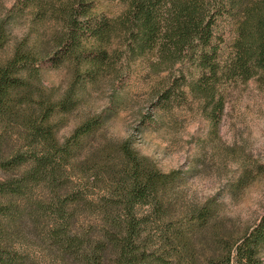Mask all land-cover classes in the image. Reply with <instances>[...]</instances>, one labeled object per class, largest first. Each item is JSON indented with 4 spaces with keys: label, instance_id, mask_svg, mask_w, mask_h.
I'll use <instances>...</instances> for the list:
<instances>
[{
    "label": "trees",
    "instance_id": "trees-1",
    "mask_svg": "<svg viewBox=\"0 0 264 264\" xmlns=\"http://www.w3.org/2000/svg\"><path fill=\"white\" fill-rule=\"evenodd\" d=\"M116 1L125 10L114 18L91 0H13L0 16V264H35L18 248L31 238L58 264H192L197 251L203 264H263L264 219L238 234L216 223L212 200L185 204L183 172H161L132 138H108L103 115L60 132L88 85L137 60L169 74L160 104L184 87L216 126L227 84L264 82V0ZM21 17L29 30L7 55ZM61 66L72 81L56 97L43 71Z\"/></svg>",
    "mask_w": 264,
    "mask_h": 264
},
{
    "label": "rangeland",
    "instance_id": "rangeland-1",
    "mask_svg": "<svg viewBox=\"0 0 264 264\" xmlns=\"http://www.w3.org/2000/svg\"><path fill=\"white\" fill-rule=\"evenodd\" d=\"M91 1L95 12L107 18L117 17L125 10V5L116 0ZM12 4L13 0H0V16L8 15ZM29 20L21 17L11 27L7 55L28 32ZM219 30L228 51L234 39L233 20L223 18ZM127 66L123 76L103 77L82 91L84 103L63 118L65 127L60 136H68L89 116L103 115V131L108 138H132L136 150L151 159L161 172H183L180 188L185 204L202 206L212 200L216 223L222 222L238 234L263 220L264 82L254 79L227 84L224 111L214 126L205 115L202 102L184 87L171 91L167 105L160 104L168 73L156 75L146 60ZM183 72L188 80L196 76L188 67ZM180 75L174 72L169 83ZM71 81L66 66L43 71L44 87L56 97L64 93ZM179 214L180 210L175 215ZM157 229L154 227L153 234ZM18 248L35 264H58L35 238ZM261 259L264 264V248ZM202 261L203 255L197 251L192 264H203Z\"/></svg>",
    "mask_w": 264,
    "mask_h": 264
}]
</instances>
